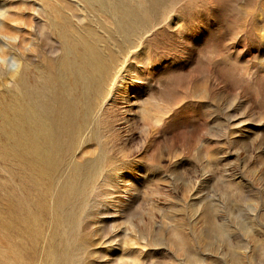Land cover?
Instances as JSON below:
<instances>
[{
    "label": "rangeland",
    "instance_id": "obj_1",
    "mask_svg": "<svg viewBox=\"0 0 264 264\" xmlns=\"http://www.w3.org/2000/svg\"><path fill=\"white\" fill-rule=\"evenodd\" d=\"M0 264H264V0H0Z\"/></svg>",
    "mask_w": 264,
    "mask_h": 264
},
{
    "label": "bare ground",
    "instance_id": "obj_2",
    "mask_svg": "<svg viewBox=\"0 0 264 264\" xmlns=\"http://www.w3.org/2000/svg\"><path fill=\"white\" fill-rule=\"evenodd\" d=\"M42 107H43V109L44 108H48V107L51 109V101L50 100H45L44 104L42 105ZM53 109H54V107H53Z\"/></svg>",
    "mask_w": 264,
    "mask_h": 264
}]
</instances>
